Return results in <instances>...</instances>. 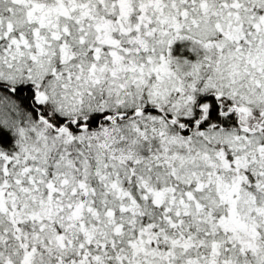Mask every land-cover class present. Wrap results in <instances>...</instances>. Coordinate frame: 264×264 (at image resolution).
Instances as JSON below:
<instances>
[{
	"label": "clouds",
	"instance_id": "9594fccd",
	"mask_svg": "<svg viewBox=\"0 0 264 264\" xmlns=\"http://www.w3.org/2000/svg\"><path fill=\"white\" fill-rule=\"evenodd\" d=\"M0 264H264V0H0Z\"/></svg>",
	"mask_w": 264,
	"mask_h": 264
}]
</instances>
